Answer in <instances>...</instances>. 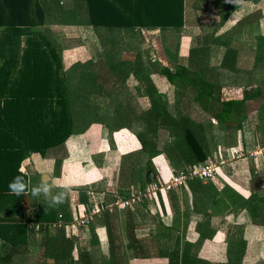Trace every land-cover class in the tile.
Instances as JSON below:
<instances>
[{
    "label": "crops",
    "instance_id": "0c3cea01",
    "mask_svg": "<svg viewBox=\"0 0 264 264\" xmlns=\"http://www.w3.org/2000/svg\"><path fill=\"white\" fill-rule=\"evenodd\" d=\"M51 8L45 10L44 34L56 45L60 54L61 76L67 87L65 91L68 110L72 118L71 132L62 143L48 148L44 153L32 152L21 162L20 168L28 178L30 208L33 211L37 208H53L56 219L48 224V234L54 236L56 231H60V240L70 241L72 247L69 249L67 246L65 249L67 254L65 258L56 262L47 258L43 264H99L102 257L106 258L107 264H181L182 238L191 242L206 233L212 241L220 234H224V231H228L225 230L227 226L228 229H234V236L245 244L241 264L264 262L262 233L264 205H261V201H264V176L258 178L260 185L257 186L256 184L259 183H256V186L251 188L241 180L240 171L234 168L244 161L242 164L250 167L248 171L258 167L254 173L258 171L260 174L264 173V154L256 150L254 133L244 125L241 126V130L239 129L236 143L225 144L227 154H223L224 160L222 158L220 163H216L218 168L214 181L206 179L196 184L195 179H190L178 188L156 192L161 199L167 195L171 201H176L177 195L183 189H189L191 193H195V198L199 196V200L203 202L199 185L211 184L221 195L219 197L222 212L219 215L210 214V211L202 205L199 208L208 211L204 220L199 208L196 212H191L174 204V207L177 206L175 213L178 214V217L174 216V218L173 213L168 216L165 214L168 211L167 206L169 205L170 209L171 204L164 205L166 211L164 210L162 214V220L172 218V221L157 230H152L150 226V228H141L142 224L132 216L137 246L134 247L129 243L125 231L127 207L124 208L116 203L145 189L148 183L142 188L139 183L134 182L132 170L125 180L121 168L119 171L121 164L115 160L118 154H122L123 148L120 149L118 146L117 149L114 145L110 148L108 145L113 143L110 140L112 129L123 123L122 114L129 113L133 116L134 111L138 113L150 110V100L139 83V77L133 71L125 70L136 64L135 58L140 56L137 63H143L145 59L146 55L142 56L139 49L143 39L141 32L165 30L159 27L109 28L90 25L84 21L60 24L59 16H56ZM187 15L189 22H186ZM184 17L182 27L166 28V31L173 30L171 38L163 33L161 35L165 44V48L162 49L164 53L165 50L169 51L166 54L173 63L187 66L190 47H201L203 29L211 25L213 37L207 34L210 40L213 39L209 52L211 67L215 63H221L231 38L234 37L240 44H244L248 38H253V33H256L253 38L254 64L264 63V0H184ZM241 19L245 21L237 24ZM36 29L42 31L39 26ZM225 30L229 33H225L228 39L226 43L221 37V33ZM219 35L221 38L216 43L214 39ZM72 42H79V46H74ZM230 49L233 52L234 48ZM216 50L223 52H219L218 59L214 60L212 54ZM105 65L109 69H115L118 79L131 85L130 88H134L135 91H127L131 94H127L126 103L123 104L114 84L113 86L110 84V81L117 80L115 77L113 79L111 76L104 77L103 81L106 83L100 82L103 87L98 84L97 80L101 81L102 73L108 70L104 69ZM96 67L100 71L98 74L95 71ZM146 71L149 73L148 69ZM155 74L160 76L156 72L149 74L154 84L157 78H154ZM158 92L163 96L167 108L164 91L158 89ZM97 129L99 131H96ZM125 146L128 147L127 144ZM238 151H243L244 153L241 154H246V157L242 160H233V154ZM252 151L253 153L249 155ZM138 155H144V152L140 150ZM143 157L147 159L146 155ZM217 181L220 186L217 185ZM37 187L39 191L33 195V189ZM184 191V194L188 195V192ZM61 193H64L63 202L53 205L52 198ZM237 193L242 197H238ZM225 204L228 205L227 208ZM135 207L140 211V207L136 205ZM8 209L4 213L5 216H17L16 211ZM96 209L98 211H95ZM132 210L129 208L131 213ZM38 230V227L34 226L27 242L14 247L1 240L0 264H39L43 261L42 234ZM157 238H168V242L163 246ZM115 240L117 244L113 247L116 248L109 254V242ZM152 240H155L154 251L149 250L152 245L149 243H152ZM247 245L251 246L249 249L251 252H246ZM244 257H251V261H245Z\"/></svg>",
    "mask_w": 264,
    "mask_h": 264
},
{
    "label": "trees",
    "instance_id": "16d2710c",
    "mask_svg": "<svg viewBox=\"0 0 264 264\" xmlns=\"http://www.w3.org/2000/svg\"><path fill=\"white\" fill-rule=\"evenodd\" d=\"M85 1L86 23L95 26L166 29L180 28L185 20L184 0ZM44 20V7L37 0H0V241L8 242L12 247L25 244L37 223L38 231L42 234L41 256L44 257L39 264L45 263L47 258L54 262L65 258V249L72 247L70 241L60 240V231H56L54 236L48 234V224L56 219L53 208H37L34 211L30 208L28 178L20 168L21 162L32 152L44 153L48 148L62 143L71 132L72 118L68 110L67 87L61 76L60 54L51 39L36 29L38 25H43ZM242 21L245 20L241 19L237 24H242ZM212 41L204 34L201 47L189 50L187 66L176 64L172 67L151 60L149 65L144 66L137 63L140 56L135 58L136 64L131 71L139 77L148 95L153 123L165 122L164 119L169 116L164 98L149 75L153 72L164 76L172 85L192 86L196 90L194 99L203 109L213 111L212 119L222 128L236 131L237 123L247 120L248 102L262 95L259 87L245 92L241 98L221 100L220 109L215 110L208 100V97L214 96L215 82L205 79L198 68H193L202 67ZM153 66L157 68L154 70ZM186 119L180 117L171 126L174 140L167 154L176 168L203 162L210 153L202 142V130H197ZM137 137L142 145L141 151L147 156L148 172L142 175V185L155 179L166 181L169 175L165 164L161 165L158 173L150 167L153 157L161 152L153 142L145 140L142 133ZM182 163L184 165L181 166ZM17 178L24 185L19 194L10 187ZM199 189L203 194L202 205L210 214L213 213L212 207L220 204L221 195L211 184H200ZM237 196L242 197L238 193ZM261 202L258 203L264 205V201ZM225 206L228 207L227 204ZM7 209L16 211L17 216H5ZM125 215L127 239L136 247L137 239L129 208H126ZM205 238L206 233L198 240L203 242ZM185 244L181 264H241L239 259L230 256L232 250L227 252L228 259L208 262L192 250L194 242L187 240ZM99 264H107L106 258L102 257Z\"/></svg>",
    "mask_w": 264,
    "mask_h": 264
},
{
    "label": "rangeland",
    "instance_id": "374dc122",
    "mask_svg": "<svg viewBox=\"0 0 264 264\" xmlns=\"http://www.w3.org/2000/svg\"><path fill=\"white\" fill-rule=\"evenodd\" d=\"M37 2L43 5L44 10H47L49 9V7H52L51 9L54 10L55 15L59 16L60 20L62 19L64 20V21H59L60 24L76 23L75 21L86 22L87 13H86L85 0H37ZM74 4L76 6H74ZM186 22H189L188 15L186 17ZM38 26L42 29V32L44 33L45 27L43 25H38ZM212 27H213L212 25L204 27L203 35L209 34L211 37H213ZM164 30L165 31H160L159 29L153 31L144 30L141 32L143 39L140 43L141 48L139 49L142 53V56L146 55L145 59L143 60L144 66L149 65L152 60L159 61L162 64H168L172 67L176 65L175 62L173 63L172 60H169V57H167L169 51L167 50L166 52L165 50L164 53L162 49L165 48L164 47L165 44L162 42L163 41L161 36L162 33L170 36L169 38H171V36H173V32H172L173 30H168V31H166V29ZM227 31L228 30H225L224 32L221 33L222 41L224 43L228 41V39L225 36L226 34H229ZM254 34L256 33H253V38H254ZM221 37L219 35L217 38H215L214 39L216 40L215 42L217 43V41L220 40ZM253 38H248L246 43L240 44L238 40L234 39L233 37L230 39V42L228 41V43H229V47L231 46L230 48H234V50L232 52L231 49L227 47L220 64L215 63V65L211 67L210 56L208 55V58L205 60L202 67H196V66L193 67L194 69L198 68L199 71L201 72V75L205 79L215 82L216 85L214 89V96H211L210 98L208 97V100L212 103L215 110L220 109L221 100L228 98H234V99L241 98L243 94H245V92L247 91L251 92V90H254L255 88L258 87L263 91L262 95L259 98L254 99L251 102H248L249 112H248V118L247 120H245L246 122H241V121L238 122L236 132L235 130L233 131L222 128L212 119L213 111L203 109L200 106V104L194 99L196 90L192 86L172 85L161 74H159L160 76H157V74H155L154 78L157 77L155 79L156 87L159 90H162V92L164 91L166 95L167 100L165 101V103L167 104V110L169 115L168 119H164L165 122L153 123L152 121L153 118L149 113L150 111L149 112L144 111L138 113L134 111L133 116H131V114L129 113L122 114L121 119L123 120V123H119L120 125H117L116 128L112 129V137L110 140L113 143L112 144L110 143L108 147L112 148V146L114 145L115 148L117 147V149L118 146L120 147V149L123 148L122 154L121 155L118 154L115 160L118 161L119 164H121L119 167V171L121 168L123 178L125 180L128 178L127 174L129 173V171L132 170V172L133 173L135 172L136 174V177L135 174H133L135 177V181H134V177H133V181L139 183L142 186V188H144L143 186H145V184L142 185L143 183L142 175L148 172V169L146 168L147 159L145 160V157H143L145 156V154L137 156L138 152L142 148L141 142L137 137L139 133L143 134L145 140H148L149 142H153L154 145L156 146V149H158L161 152L157 156L153 157L152 163H150L151 169L156 170V172L158 173L161 170V165L165 164L167 167L166 170L169 171L168 175L174 172V170L178 169L173 166L171 160L168 157L167 152L170 151L171 142L174 140V136L171 132L172 122L174 120H178L180 117H184V119L189 118L186 120L192 122L197 130H202L201 133V135L203 136V138H201L202 142L205 144L206 148H208L210 151L207 157V161H215L216 163H220V161H222V158L224 160L225 157L223 156V154H227V151L225 150L227 145L225 146V144L236 143V139H238L239 129L241 130L242 125L253 131L255 137L254 142L257 144L256 150H259V152L264 153L262 151V147H260L264 142V106H262L264 102V63H262V65L254 64L255 42L253 41ZM72 43L74 46L79 44V42H72ZM66 44L68 43L66 42ZM104 48H106V46H104ZM95 49H97V47ZM219 52L221 53L223 52V50L220 51L216 50L214 51V54H212L214 56V60L218 59L217 55L219 54ZM147 58L149 59L147 60ZM131 68L126 69L125 71L126 72L128 70L131 71ZM152 68L155 70L157 67L153 66ZM96 69L97 70L95 71L97 72V74L98 72L100 73L99 68L96 67ZM104 69H108V70L102 73L101 81L97 80L98 84L102 86V83L100 82H105L103 81V78L106 76H111L112 79L115 77L117 80L113 82L110 81L111 82L110 84L111 85L114 84L115 86L114 88L118 89L117 90L119 92L118 96L120 97L121 100H123V104L126 103V101H128L127 94L129 93L131 94V92H127V91L128 90L135 91L134 88L133 87L130 88L131 85L129 86L128 83L125 84L122 81V79H118L117 77L118 75L115 69H109L106 65ZM116 83L117 85H115ZM139 83L141 85L140 81ZM134 84H136V82ZM141 87L143 86L141 85ZM150 122H152L151 125L149 124ZM96 131H99V129H97ZM88 136H90V134ZM125 140L126 143H124ZM126 144L128 145V147L125 146ZM235 149H237V147H235ZM237 153L240 154L239 157L237 156ZM241 153L244 152L238 151L234 153L232 159L242 160V158H245L246 154H241ZM251 153H253V151L250 152L249 155ZM172 154L175 155L174 152ZM241 162L243 163L244 161ZM242 163L234 166V168L236 167L240 171L242 175V177H240L241 180H243L244 183H247L251 188L256 185L257 186L260 185L259 182L260 180H258V178L259 176H264V173L260 174L258 173L259 171L257 173H254L255 170H258L257 169L258 167L256 169L254 167L252 169L253 171L249 170L251 171L249 173L248 169L250 167L248 165L244 166V164ZM182 165H184V163H182L181 166ZM194 182L198 184L199 181L196 180ZM216 183L217 185L220 184L218 181ZM184 190L188 192V195L184 194L185 192ZM201 202L202 201L199 200V196L195 198V193H191L189 189H183L180 192V194L177 195L176 201L174 200L171 201L167 195L163 199H161L156 194L150 195L146 193V197H144L143 195L142 198L139 199V202L135 204L137 207H140V211H137L136 207L134 206L132 208L133 210L131 214L132 216H134V218L138 220V223L142 224L140 226L141 228L152 227L153 228L152 230L154 229L157 230L172 221V218L171 220L170 218L169 219L164 218L162 220L163 218L162 214L166 211L163 208L164 205L171 204L170 209H169V205L167 206L168 211L165 212L166 216H168V214L173 213V217L174 216L176 217L178 215L177 213H175L177 206L178 207L181 206L182 208H187V210H191V212H196L197 209L200 206H202ZM174 204H176L177 206L174 207ZM221 207L222 204L221 205L216 204V206L212 207L213 213L211 214L219 215L222 212ZM198 210H201V208H199ZM201 211H202L201 215H203V219L205 220L208 211L205 210H201ZM178 221L180 223L181 218L178 219ZM262 228L264 227L262 226ZM225 230L228 231H224L225 232L224 234H220L219 236L215 237V239H213L212 241L208 237H207L208 239L206 238L203 242H200V240L198 239L197 240L193 239L194 244L192 246V250L195 253H197L198 256L206 259L208 262H221L222 260L228 259L229 254L226 253L225 251L230 252V250H232L230 254L232 259L235 258L236 260L237 259L241 260V257L243 255L242 253L244 252L245 244L240 239H237L234 236V229H230V228L228 229L227 226V229ZM262 233L264 237L263 230ZM167 240L168 238H161L158 239V242L163 243L164 246L168 242ZM186 241L187 240L183 238L180 241L181 242L180 249L182 251L181 252L182 254H183V250L185 249ZM109 243H110V248H109V254H110V252L112 253L116 248V247L114 248L113 246H116L117 243L116 240L115 242H109ZM154 243L155 240H152V243H149L150 245L152 244L149 249L150 251L155 250ZM250 247H251L250 245L246 246L245 249L246 252L247 251L251 252L249 250ZM263 250H264V245H263ZM244 260L251 261V257L245 258Z\"/></svg>",
    "mask_w": 264,
    "mask_h": 264
},
{
    "label": "built area",
    "instance_id": "2783aa9c",
    "mask_svg": "<svg viewBox=\"0 0 264 264\" xmlns=\"http://www.w3.org/2000/svg\"><path fill=\"white\" fill-rule=\"evenodd\" d=\"M260 147H262V151L264 152V142ZM237 156L239 157L240 154H237ZM217 168L218 165L215 161H203L192 166H184L174 170L166 181L162 182L158 179L152 180L145 189H141L137 193H133L130 197L117 201L116 204H120L124 208L132 209L143 195L146 197V193L154 195L157 191H169L186 184L190 179H210L214 181ZM95 211H98V209ZM35 226L38 227V224H35Z\"/></svg>",
    "mask_w": 264,
    "mask_h": 264
},
{
    "label": "clouds",
    "instance_id": "9594fccd",
    "mask_svg": "<svg viewBox=\"0 0 264 264\" xmlns=\"http://www.w3.org/2000/svg\"><path fill=\"white\" fill-rule=\"evenodd\" d=\"M11 189L13 192H15L16 194H19L23 188L24 185L22 183H20L19 178H17L11 185H10ZM39 191V188H34L33 189V195H36V193ZM45 191L47 192V189H45ZM63 197H64V193H61L59 196L57 197H53L51 200V203L53 205H57L59 203L63 202Z\"/></svg>",
    "mask_w": 264,
    "mask_h": 264
}]
</instances>
